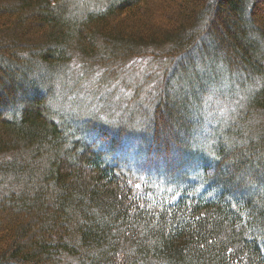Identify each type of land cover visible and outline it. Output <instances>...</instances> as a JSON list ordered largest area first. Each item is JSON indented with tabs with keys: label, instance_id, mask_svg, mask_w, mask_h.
I'll return each mask as SVG.
<instances>
[{
	"label": "trees",
	"instance_id": "trees-1",
	"mask_svg": "<svg viewBox=\"0 0 264 264\" xmlns=\"http://www.w3.org/2000/svg\"><path fill=\"white\" fill-rule=\"evenodd\" d=\"M140 47H167L155 57L173 64L194 53L198 68L216 62L230 76L263 81L227 129H204L211 115L196 114L205 124L202 118L189 123L185 101L196 108L200 99L170 96L169 80L151 83L147 99H132L125 127L114 128L110 116L100 125L88 122L95 143L77 139L82 131L68 134L50 95L42 97L25 75L27 99L7 103L6 86L17 87V74L35 60L53 71L78 50L113 66L135 60ZM187 69L181 68L179 83H188ZM197 83L193 79L192 87ZM180 107L183 114L172 118ZM258 112H264V0H124L80 20L68 16L64 0H0V157L23 150L49 161L31 184L37 190L28 186L29 192L11 190L0 198V264H62L64 258L78 264H264V174H257L264 171V124L254 135L248 130ZM134 160L140 168L126 166ZM141 161L168 174L196 166L198 180L175 179L170 194L187 195L154 201L160 188L151 186ZM10 166L4 162L0 172L15 173ZM247 184L259 187L249 198L236 192Z\"/></svg>",
	"mask_w": 264,
	"mask_h": 264
},
{
	"label": "rangeland",
	"instance_id": "rangeland-1",
	"mask_svg": "<svg viewBox=\"0 0 264 264\" xmlns=\"http://www.w3.org/2000/svg\"><path fill=\"white\" fill-rule=\"evenodd\" d=\"M64 1L67 5L68 16L72 19L80 20L91 14L103 12L108 7L116 5L124 0ZM207 44L208 42L203 43V48H205ZM166 50L167 47H140L137 48L138 52L136 53H139V56L136 57L135 60H131V58L129 59L131 61H121L117 63L118 65L114 64L113 66L109 65L105 60L103 62L100 61L99 58H97L98 56L88 58L78 50H72L70 51V62L53 67V71L48 70L41 62L35 60L30 63V66L24 65L21 74H17L19 80H14L17 87L11 84L6 86L7 92H10L12 95L11 100H7V103L12 102L17 105L20 100L27 99L26 97L28 96L24 95V93H30V91L28 85H25V80L22 77L25 75L27 79L31 81V84L36 86L38 89L37 93L43 94L42 97L50 95L48 97L49 100L52 99L50 102V107L53 109L52 112L55 113L59 125L65 129L68 134L75 135V131H82L85 136L80 138V136L78 137L75 135L77 139L83 140V142L86 143H95V141H90L89 139L91 137L89 132L92 131L93 125L90 124L91 131H88V122H94V124L100 125L99 123L110 116L111 121L108 123L112 124L114 128L125 127L123 121L126 119V116H128V113L131 112L130 110H132V108L130 109V105L133 103L132 99L135 96L137 102L147 99L146 96L149 95L152 84L161 86L169 80L170 96L178 94L182 96L183 100H187L190 94L192 95L193 93L196 98L200 99L201 102L196 108L195 106L193 107L194 101L188 103L185 101L186 106L184 111H187L186 113L189 115L187 120L189 123L193 121L194 123L200 122L202 118L205 124L206 119L203 116L211 115V118L207 121L205 126H203L204 129L210 126H223L224 129H227L230 127L228 124L240 116L239 113L242 107L247 103L250 95L258 89V85L263 81L260 77L253 79L254 77L252 75H247V79H245V76H230L226 70L222 68L221 64H217L216 62H213L212 67L210 66L205 69L198 68L194 62V53L175 60L174 64L155 57V55H159ZM172 64L173 67H168V65L171 66ZM181 66L189 69V72L185 73V75L189 74L190 77L188 83H179L176 79L178 74L184 76ZM238 78H240V80H238ZM193 79H198V83L194 85V87H192ZM123 88L125 90H123ZM133 110L137 113L136 110L139 109ZM170 114L172 118L177 119L183 114V110L180 107V109H175L170 112ZM196 114H202L203 116L199 115V118H197L198 115ZM187 115L185 117H187ZM166 122L168 123V121ZM234 123H232V125ZM263 124L264 112H258L254 115L253 122L248 130L254 135ZM224 142L226 141H223V143ZM206 146H208V142ZM99 152L102 154L101 151ZM207 156L208 158L211 157L210 155ZM135 160L132 164L128 161L131 165L130 167L126 165L127 163L125 165L128 168H140L138 164H135L138 162L140 163V161L135 162ZM4 162H8L11 165L10 168H16V170L15 173L10 170L5 171L4 174L0 172V198L3 197L5 192H10L11 190H15V192H29L28 186L37 190L38 186H33L31 184L40 180L49 165V161L45 158L37 160L32 153H24L23 150H18L17 152L0 157V165ZM141 164H144L148 169L146 172L150 175L149 177L152 178L151 186L156 190L160 188L159 192L154 193V201L166 200L168 204V201L171 202L174 200L173 198H176V196L178 197V194H186V192H174V194H170V192L176 190L173 184L175 179L180 180L184 175H187L190 179L198 180L196 178V171L198 169L196 166H192L185 171H180V169L173 170L171 171L172 173L168 174L164 169L153 166L150 162L146 161L144 163V161H141ZM128 170L134 174L136 173V175H139L142 179L146 178L145 175H141V173H138L135 169ZM18 171H23V174H18ZM142 172L145 171L143 170ZM257 174L258 176H262L264 171L258 170ZM186 183H188V181H183L182 184H180L184 191L186 190ZM23 186H25L26 189L19 190ZM163 186L167 187L165 191L161 190ZM195 187L197 188V186ZM258 189V185L247 184L236 192H241L242 195L249 198L254 192L258 191ZM194 191H196V189H194ZM151 193L153 192L148 193V195ZM156 194L159 198L156 197ZM62 264L78 263L75 260L64 258Z\"/></svg>",
	"mask_w": 264,
	"mask_h": 264
}]
</instances>
